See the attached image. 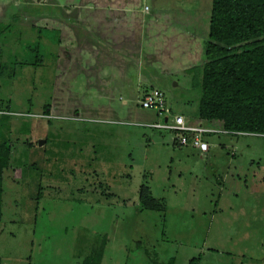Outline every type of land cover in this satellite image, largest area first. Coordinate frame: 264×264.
<instances>
[{
	"label": "rangeland",
	"instance_id": "374dc122",
	"mask_svg": "<svg viewBox=\"0 0 264 264\" xmlns=\"http://www.w3.org/2000/svg\"><path fill=\"white\" fill-rule=\"evenodd\" d=\"M74 1L0 0V21L13 25L2 41L8 73L0 103L10 105L13 149L0 264H264V137L210 135L201 153L141 125L164 120L142 108V79H131L135 94L99 98V58L70 42L66 7ZM34 6L46 9L38 14ZM160 6L170 17L174 7L189 10L179 12L183 28L191 36L198 26L200 37L189 65L201 66L212 0L144 2ZM35 43L43 65L21 68L33 55L25 46ZM121 68H108L109 81L128 77ZM182 72L159 87L173 114L196 121L200 91L184 76L176 80ZM143 186L164 211L141 210Z\"/></svg>",
	"mask_w": 264,
	"mask_h": 264
},
{
	"label": "trees",
	"instance_id": "16d2710c",
	"mask_svg": "<svg viewBox=\"0 0 264 264\" xmlns=\"http://www.w3.org/2000/svg\"><path fill=\"white\" fill-rule=\"evenodd\" d=\"M33 9L40 14L46 8L34 6ZM14 20L18 22L17 17ZM12 26L0 21V80L8 73V65L3 62L2 41ZM33 28L38 32L49 31ZM26 49L33 54L32 57L17 65L23 69L42 66V45H26ZM205 57L206 61L201 66H193L176 76V80L184 76L189 80V88L200 91L195 119L219 123L223 129L245 133V136L264 137V0H212ZM0 112L3 113L0 115L1 221L3 183L13 149L9 139V103H0ZM139 199L142 211H164L163 205L153 198L147 186L141 188Z\"/></svg>",
	"mask_w": 264,
	"mask_h": 264
},
{
	"label": "crops",
	"instance_id": "0c3cea01",
	"mask_svg": "<svg viewBox=\"0 0 264 264\" xmlns=\"http://www.w3.org/2000/svg\"><path fill=\"white\" fill-rule=\"evenodd\" d=\"M144 2L145 0H75L66 7L73 34L70 42L89 48L99 58L102 66H93L98 73L95 81L99 82V98H112L114 92L123 89L137 93L138 88L130 84L134 76L148 85H145V92L161 89L159 85L162 80L194 65L189 64L195 62L194 58L200 50V37L196 31L198 26L193 25L194 32L188 36L189 30L182 25L184 18H180L186 14L179 15L180 11L189 10L174 7L168 11L172 13L170 17L165 15L164 7L149 9L144 7ZM175 12L178 19L173 20ZM82 15L83 19L88 20L87 23L83 21L84 24H81ZM88 23L94 25V29L87 28ZM207 28L209 30V24ZM207 40L206 36L204 41ZM122 63L127 66V69L121 68L122 73L127 72L128 77L124 81L117 78L109 81L111 73L108 68Z\"/></svg>",
	"mask_w": 264,
	"mask_h": 264
},
{
	"label": "built area",
	"instance_id": "2783aa9c",
	"mask_svg": "<svg viewBox=\"0 0 264 264\" xmlns=\"http://www.w3.org/2000/svg\"><path fill=\"white\" fill-rule=\"evenodd\" d=\"M142 108L155 111L157 116L164 117L160 122L143 123V127L153 130L168 131L174 136V145L178 147L192 146L201 153H207L210 150V144L206 138L210 135H239L245 136V133L231 132L223 129L219 123H207L203 120H187L183 115H175L171 108H168L165 93L160 89H151L144 93L141 100ZM3 113L0 112V115Z\"/></svg>",
	"mask_w": 264,
	"mask_h": 264
},
{
	"label": "water",
	"instance_id": "95a60500",
	"mask_svg": "<svg viewBox=\"0 0 264 264\" xmlns=\"http://www.w3.org/2000/svg\"><path fill=\"white\" fill-rule=\"evenodd\" d=\"M44 144V142H40V145L42 146Z\"/></svg>",
	"mask_w": 264,
	"mask_h": 264
}]
</instances>
